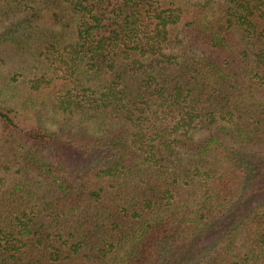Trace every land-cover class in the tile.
<instances>
[{
	"label": "trees",
	"instance_id": "obj_1",
	"mask_svg": "<svg viewBox=\"0 0 264 264\" xmlns=\"http://www.w3.org/2000/svg\"><path fill=\"white\" fill-rule=\"evenodd\" d=\"M2 66L0 264H264V0H0Z\"/></svg>",
	"mask_w": 264,
	"mask_h": 264
},
{
	"label": "rangeland",
	"instance_id": "obj_2",
	"mask_svg": "<svg viewBox=\"0 0 264 264\" xmlns=\"http://www.w3.org/2000/svg\"><path fill=\"white\" fill-rule=\"evenodd\" d=\"M14 75H15L14 72H10V69H8V68H6L4 66H2V68L0 69V78H2V79L4 77H6V78L11 80ZM32 98H34L33 94H32V96H29L28 100H30ZM33 104H35V103H33ZM49 109L50 108L48 107V110ZM42 118L46 121L47 124L54 126L57 116L54 114L53 111L50 110L48 114L47 113H45L44 115L42 114ZM11 146L12 145L10 143H7L5 140H2L1 139V135H0V150L1 151L4 152V153L11 152Z\"/></svg>",
	"mask_w": 264,
	"mask_h": 264
}]
</instances>
